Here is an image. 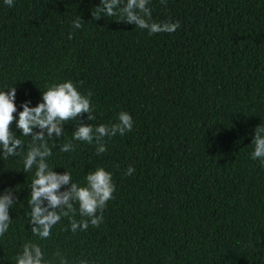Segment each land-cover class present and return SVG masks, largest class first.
Masks as SVG:
<instances>
[{"label": "trees", "instance_id": "1", "mask_svg": "<svg viewBox=\"0 0 264 264\" xmlns=\"http://www.w3.org/2000/svg\"><path fill=\"white\" fill-rule=\"evenodd\" d=\"M100 3L0 0V91L16 87L14 115L71 80L93 94L95 119L85 113L83 123L111 125L121 111L134 121L131 132L105 139L101 155L95 143L72 140L77 121L49 141L76 145L53 147L50 168L83 186L103 167L116 185L100 226L76 234L62 218L49 239L34 237L27 201L35 169L22 171L24 154L0 158V194L11 188L18 197L0 264H15L26 242L48 260L60 249L68 264H264V165L251 157L264 124V0H150L153 21L180 23L153 35L119 16L93 19ZM129 166L135 171L125 175Z\"/></svg>", "mask_w": 264, "mask_h": 264}, {"label": "clouds", "instance_id": "2", "mask_svg": "<svg viewBox=\"0 0 264 264\" xmlns=\"http://www.w3.org/2000/svg\"><path fill=\"white\" fill-rule=\"evenodd\" d=\"M4 2L9 7L14 4V0ZM149 2L150 0H101L100 5L95 7L96 11H92V17L98 20L102 15L119 16L117 22L135 24L136 28L147 30L149 35L174 33L180 26L179 21H153ZM160 3L167 6V0H160ZM82 21L81 16L77 17L73 20L72 27L82 28ZM71 38L70 32L69 39ZM7 89L10 91H0V158L6 160L24 154L22 171L29 173L35 169L30 184V199L27 201L32 235L39 240L49 239L53 228L62 218H69L73 234L86 231L90 225L99 227L104 219L103 210L108 201L114 199L116 191L112 173L99 167L87 173L83 186L73 182L70 172L65 170L61 173L50 168L48 158L53 154V147L57 148L58 144V150L63 153L74 152L76 145L69 141L55 143L50 147L49 141H59L64 134L66 122L77 121L72 140L95 143L96 154L101 155L107 152L106 138L117 134L124 136L133 130V117L128 112L121 111L117 122L111 125L100 124L93 127L90 123H83L81 118L85 113L88 114L89 121L95 119L91 104L93 94H81L71 80L51 84L43 91L42 102L34 107L30 106V100L25 101L22 104L23 110L19 111L17 117L14 115L17 112V89L15 86ZM13 122L20 130V136L30 138V143L25 144L24 140L14 134L16 132L11 127ZM251 144L254 145L252 159H259L264 165V124L256 127ZM134 171V167L129 166L125 175H132ZM17 200L14 189L9 188L0 194V237L9 230L12 222L10 209L16 205ZM77 212L80 220L74 218ZM14 259L15 264H68L67 256L60 249L53 253L52 260L45 259L42 246L36 242L24 243ZM78 264L89 262L87 259H80Z\"/></svg>", "mask_w": 264, "mask_h": 264}]
</instances>
